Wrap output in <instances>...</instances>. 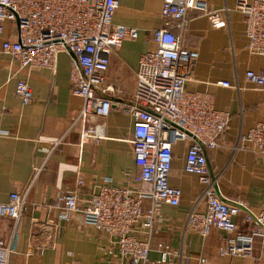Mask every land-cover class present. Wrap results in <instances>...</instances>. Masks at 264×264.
<instances>
[{"label": "crops", "instance_id": "obj_1", "mask_svg": "<svg viewBox=\"0 0 264 264\" xmlns=\"http://www.w3.org/2000/svg\"><path fill=\"white\" fill-rule=\"evenodd\" d=\"M119 8L113 26L138 31V38L125 39L110 56L105 79L121 89L124 96L112 98L110 115L95 122L105 137L81 145L80 126L72 127L82 108V98L72 93L71 55L61 52L55 72L48 69L21 68L3 51L5 41L16 42V25L3 24L0 37V203H7L10 194L23 192L37 168H43L29 194L20 220L0 217V245L14 242L17 254L9 264H129L122 257L114 238L94 226L86 225L80 214L72 220H59L57 195L74 189L78 177L86 184L80 190V207L97 191L104 177L112 186L135 192L148 191L149 184L137 182L140 173L134 156V118L122 111L136 91L140 58L155 49L153 35L168 23L162 19L164 0H118ZM212 10L229 8L225 15L228 26L214 28L209 18L190 11V24L185 32V45L199 52L195 81L187 84L190 92L209 93L216 110L232 114L229 130L221 137L219 148L208 152L214 176L224 199L245 200L253 212L264 203V158L251 148L241 149L240 136L264 122V87L246 81L249 70L264 72V56L247 49L245 17L237 11V0H210ZM19 80L31 87L34 99L25 105L17 96ZM229 82L231 88L219 86ZM239 87L238 90L236 87ZM2 132H5L4 134ZM61 144L54 150L55 142ZM189 142L175 147V160L169 177L172 187L182 191L178 207L162 204L160 219L150 243V257L161 258L164 249L183 253L181 264H264L257 246L253 257L222 255L228 247L229 235L213 229L206 237L187 228L191 211L205 212L203 185L198 176L185 172ZM149 201L143 203L147 214ZM244 214L235 221L246 232ZM54 219L57 224L49 223ZM144 221L134 227V236L147 239ZM206 263H201V259Z\"/></svg>", "mask_w": 264, "mask_h": 264}, {"label": "built area", "instance_id": "obj_2", "mask_svg": "<svg viewBox=\"0 0 264 264\" xmlns=\"http://www.w3.org/2000/svg\"><path fill=\"white\" fill-rule=\"evenodd\" d=\"M210 0H164L161 16L167 28L155 31V49L139 60L136 91L122 111L134 118V156L140 173L137 182L149 184L148 191L135 192L112 186L104 177L96 185L86 206L80 207V190L85 186L78 177L74 189L57 195L59 220L69 222L80 214L86 225L94 226L115 239L122 257L129 264H181L183 253L161 248V258L150 257V243L160 219V207H178L182 191L169 183L175 160V147L182 142L190 145L186 154L185 172L198 176L203 185L207 210L191 211L187 228L204 237L213 229L227 233L228 247L222 255L253 257L259 246L264 260V203L253 212L245 200L229 201L219 189V177L214 176L208 152L219 148L221 137L229 130L232 114L215 109L209 93L190 92L187 84L195 81L199 52L185 45V32L190 24V11L207 16L214 28H225L229 8L212 10ZM119 8L118 0H0V37L3 24L16 25L17 41H5L3 51L17 61L21 68L56 71L61 52L71 55L72 93L83 100L78 118L72 127L80 126V142L100 141L105 134L95 122L106 119L113 108L112 98L124 93L105 79L110 56L125 39H137L138 31L125 26H113ZM245 17L247 49L264 56V0H237L236 8ZM246 81L264 87V72L249 70ZM219 86L231 88L229 82ZM238 90L240 88L236 87ZM17 96L25 105L34 94L25 80H19ZM3 134L5 132H2ZM61 141L53 145L55 150ZM241 149L251 148L264 158V122L240 136ZM43 168H37L23 192L10 194L7 203H0V217L18 222L26 209L33 185ZM149 201L147 214L143 203ZM244 214L246 232L239 230L235 219ZM144 221L147 239L134 236V227ZM56 226L57 222L50 219ZM17 254L14 242L0 245V264H9ZM206 263V259H201Z\"/></svg>", "mask_w": 264, "mask_h": 264}]
</instances>
